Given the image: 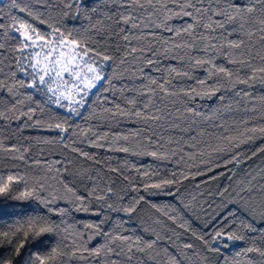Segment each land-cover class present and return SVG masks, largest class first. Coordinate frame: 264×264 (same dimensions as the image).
Here are the masks:
<instances>
[{
	"label": "snow or ice",
	"instance_id": "6c2138e0",
	"mask_svg": "<svg viewBox=\"0 0 264 264\" xmlns=\"http://www.w3.org/2000/svg\"><path fill=\"white\" fill-rule=\"evenodd\" d=\"M10 5L25 17L10 11L0 22L18 34L0 43V123L56 133L36 142L56 151L0 139L11 165L0 170V197L22 202L0 208V264H264V0ZM86 148L152 163L112 166ZM77 160L107 165L106 178L74 170ZM197 177L185 199L184 182ZM213 181L209 200L201 186ZM160 194L172 202H152ZM217 202L233 207L206 238L187 212ZM145 207L147 238L128 225ZM113 212L123 215L106 222Z\"/></svg>",
	"mask_w": 264,
	"mask_h": 264
},
{
	"label": "trees",
	"instance_id": "16d2710c",
	"mask_svg": "<svg viewBox=\"0 0 264 264\" xmlns=\"http://www.w3.org/2000/svg\"><path fill=\"white\" fill-rule=\"evenodd\" d=\"M18 2L22 3L23 5H30L31 3H34V0H18ZM0 11H2L5 14V18L0 21L5 25L10 24V17L7 16V14L11 11L14 14L19 15L21 18L25 17L24 13H18L16 9H12L10 5V0H0ZM41 11L43 9L41 8ZM29 20H31L30 17H28ZM76 21L72 20L71 23H75ZM43 28L44 26H40ZM16 35L13 34L10 31H2L0 32V43H4L6 47L13 46L16 43ZM200 74V73H198ZM38 101L43 102L45 100V97L43 96V93L38 94L37 96ZM212 104V101H198V106H203L205 110L208 109V106ZM55 111V109H53ZM62 111V110H61ZM87 116V114H85ZM91 123V118L89 117L87 121L80 120L79 123L82 125L85 123ZM110 127H115V124H110ZM128 122L124 121L120 123V130L125 131L128 130ZM56 133H50L47 131H42L39 129H23L20 132L16 131V126L13 124L11 127H8L6 124L0 123V139L5 140V142L9 143H15L20 138H23L26 142H31L32 145V152L36 153L38 149H43L45 153L49 156H52L53 153L56 151V149H52L51 146L42 144V143H36L38 140H41V138H50L55 137ZM11 137V139H9ZM85 150L93 151L99 153L98 158L109 160L112 166H117V164H123L125 161H128L130 164H136V165H145L152 163L151 159L149 157H135V156H127L124 154H117L112 152H107L104 150L99 149H88ZM257 161H259V157H257ZM10 162L7 160L0 161V170H8L10 168ZM74 170H83L84 168H88V162L77 160L74 161L72 165ZM104 170H101L95 165H92L91 168H88L89 171L96 170L99 175L102 178H106V168L107 165H104ZM203 179V177H197L196 180L192 181H186L184 182V185L182 186V192L184 193V198L189 199L190 193H196L198 189L195 188V184L198 180ZM220 181H213L211 184L202 185V189L205 192V195L208 196V199H215L214 196L208 195L210 192L214 193L219 185ZM123 187L122 183L117 180V190L119 191ZM152 202L157 203L158 205H164L172 202L171 197H167L163 194L160 195H153L150 197ZM22 202L17 201H6L5 198L0 197V208L8 209L13 204H18ZM174 204V202H173ZM233 207V205H220L219 202H217V205L214 209H209L208 213H203L200 209H197L195 212L188 211L187 215L190 218V223L192 228L202 234H205L206 238L211 235L212 232L216 230V227H220V225H216V221L219 219L220 216H222L225 212L228 211V208ZM123 214H117L115 212L111 213L110 216H105L103 219L107 222L109 220L118 219V217L122 216ZM153 215V212L148 208L145 207L144 211L140 213L139 216L136 217L134 221H129V231L136 233L138 235H143L145 238L148 237L147 232H142L141 229L148 228L149 225H151V220L149 217ZM77 218L80 220H97L98 217L90 216L88 214L84 213H77ZM242 218V217H241ZM213 225H216V227H213ZM105 227H107V223L105 224ZM153 227H155L153 225ZM100 242V237L97 236L94 240L91 241V244H97ZM194 243H197V246L199 247V242L194 241ZM230 247L228 249H224V253L227 256L229 253L232 255H235L236 249L241 248V242H229ZM7 248V245H5L4 248H0V254L5 253ZM230 258V257H229ZM213 264H215V261H213Z\"/></svg>",
	"mask_w": 264,
	"mask_h": 264
}]
</instances>
